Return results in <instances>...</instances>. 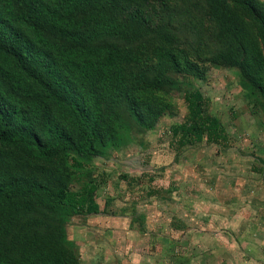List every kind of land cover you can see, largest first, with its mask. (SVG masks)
<instances>
[{"label": "rangeland", "instance_id": "obj_1", "mask_svg": "<svg viewBox=\"0 0 264 264\" xmlns=\"http://www.w3.org/2000/svg\"><path fill=\"white\" fill-rule=\"evenodd\" d=\"M254 1L264 10V0ZM128 5L149 17L146 39L165 30L177 46L197 52L203 77L174 74L178 85L149 94L161 101L149 98L157 110L149 130L135 124L121 102L115 110L131 125H126L131 143L83 167L65 157L43 162L0 150L2 166L17 174L47 179L68 193L86 194L95 187L87 207L67 215L31 200L0 208V257L12 264H264L263 246L254 245L264 238V102L245 86L238 67L214 62L223 44L207 0H129ZM236 15L243 62L254 71L250 53L257 51L264 82L256 25ZM126 68L135 71L139 65ZM194 89L226 129L220 143H181L173 133L187 117L184 94ZM252 208L263 212L260 223L251 222Z\"/></svg>", "mask_w": 264, "mask_h": 264}, {"label": "trees", "instance_id": "obj_2", "mask_svg": "<svg viewBox=\"0 0 264 264\" xmlns=\"http://www.w3.org/2000/svg\"><path fill=\"white\" fill-rule=\"evenodd\" d=\"M225 1L207 0L216 37L223 44L214 62L238 67L245 86L264 102L262 57L257 51L250 53L254 71L244 64L236 15L255 23L264 51V10L254 0H227L230 10ZM128 4L129 0H0V150L43 162L65 157L83 167L131 143V125L115 110L121 102L135 124L149 130L157 111L149 94L178 85L174 74L203 77L197 52L177 46L165 30L146 39L149 17ZM112 38L138 45L121 46ZM132 64L139 68L127 72ZM184 99L187 117L173 131L181 143L226 139L224 125L209 112L200 90L185 92ZM2 165L0 161V208L31 200L53 214L67 215L87 207L95 190L90 186L86 194L68 193L47 179L17 174ZM0 264L12 263L0 257Z\"/></svg>", "mask_w": 264, "mask_h": 264}, {"label": "crops", "instance_id": "obj_3", "mask_svg": "<svg viewBox=\"0 0 264 264\" xmlns=\"http://www.w3.org/2000/svg\"><path fill=\"white\" fill-rule=\"evenodd\" d=\"M256 209L252 208V210L249 211V214H251V216L254 217L253 220H251V222L255 221L254 222L255 224L261 222L262 219L260 218V216H263L262 213L264 212V211L262 212L260 209L259 210L258 209L256 210ZM254 245L255 246H263V248H264V238L262 240H256V243Z\"/></svg>", "mask_w": 264, "mask_h": 264}]
</instances>
